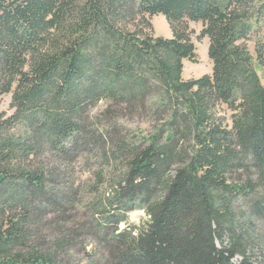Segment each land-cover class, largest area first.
I'll list each match as a JSON object with an SVG mask.
<instances>
[{"label":"trees","instance_id":"obj_1","mask_svg":"<svg viewBox=\"0 0 264 264\" xmlns=\"http://www.w3.org/2000/svg\"><path fill=\"white\" fill-rule=\"evenodd\" d=\"M155 15L171 39L154 36ZM188 23L212 74L185 81ZM254 61L264 67V0H0V97L13 109L0 113V264H264L251 259L264 248ZM125 117L152 129L128 136ZM92 151L109 171L85 203L68 170ZM136 210L145 225L119 230Z\"/></svg>","mask_w":264,"mask_h":264},{"label":"rangeland","instance_id":"obj_2","mask_svg":"<svg viewBox=\"0 0 264 264\" xmlns=\"http://www.w3.org/2000/svg\"><path fill=\"white\" fill-rule=\"evenodd\" d=\"M151 24L153 27V33L155 37H160L164 39H171L172 32L168 23L162 15H155L151 19ZM189 29L192 31L191 40L195 47V55L192 61L183 60V70H182V79L190 80V79H198L204 75L212 74V63L208 58V40L207 38H199L201 24L199 23H188ZM249 48L251 53L254 55L253 51V43H249ZM255 62V70L260 78L262 84H264V67L259 66L256 61ZM11 103V94L3 95L0 97V113H4L6 116H10L13 113V109L10 107ZM106 108V102H100L97 105L91 107L89 109V116L94 118L98 116L100 113L104 111ZM217 117L223 120V125H226L230 128L231 121L230 116L231 113L226 109L225 106H218L217 108ZM117 123L123 128V132H125L128 136H146L152 129V123L149 121V118L144 117H135V118H121L117 119ZM21 129L18 128L14 130L15 134H20ZM93 153L84 154L81 158L77 159L71 165V172L68 170V182L73 185V187H78L81 193L83 202L88 203L93 197L92 193L88 191V187L96 186V173L101 172L105 175L109 169L107 165L102 163L100 157L96 151H92ZM106 176V175H105ZM104 178V177H103ZM105 182L103 186H100V191L105 190L106 187L109 186L106 177L104 178ZM80 196V197H81ZM84 212V210H83ZM82 213V211L80 212ZM148 217L145 212L142 210H136L130 212L128 214V219L126 223L119 224V230H123L128 226L141 227L145 225ZM259 228L264 229V225L257 224ZM90 248V247H89ZM95 248V247H94ZM261 253L259 251L254 250L253 254H251V259L256 261L262 260V254L264 253V248H261ZM263 252V253H262ZM100 249L95 248L94 256L97 260L99 259ZM102 254V253H101ZM82 258V253L74 254L75 262ZM239 260V258H236ZM235 260V261H236Z\"/></svg>","mask_w":264,"mask_h":264}]
</instances>
